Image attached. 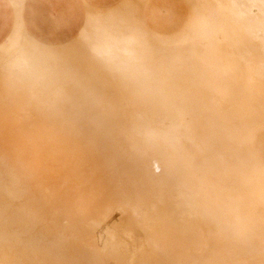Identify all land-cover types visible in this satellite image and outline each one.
I'll list each match as a JSON object with an SVG mask.
<instances>
[{"label":"bare ground","instance_id":"6f19581e","mask_svg":"<svg viewBox=\"0 0 264 264\" xmlns=\"http://www.w3.org/2000/svg\"><path fill=\"white\" fill-rule=\"evenodd\" d=\"M31 1L0 0V129L50 121L60 138L103 107L90 145L141 176L135 203L103 188L79 197L77 224L53 212V229L82 227L93 264H264V0H79L59 38L33 25ZM8 237L0 264H43Z\"/></svg>","mask_w":264,"mask_h":264},{"label":"rangeland","instance_id":"374dc122","mask_svg":"<svg viewBox=\"0 0 264 264\" xmlns=\"http://www.w3.org/2000/svg\"><path fill=\"white\" fill-rule=\"evenodd\" d=\"M95 1L103 5L117 0ZM29 9L33 12L32 18L35 21L33 25L43 34H49L48 36L54 38L73 32L72 24L82 14L79 0H33ZM104 110L103 107L101 109L85 108L84 120L80 119L66 126V131L60 138L48 137L49 132L46 126L50 121L45 122L47 124L45 126L35 121L32 124L25 120L20 122L13 120L8 122L5 128L0 129V132H3V134L0 133V222L1 220L8 222L22 220L26 224L37 222V225L26 230L18 227L0 229V235L8 234L9 241L17 240L34 246L37 249L35 256L31 252H26L34 263L93 264L91 261L88 262L89 259L86 257V246L82 240L86 232L82 227L75 226L74 229L59 235L51 224L57 213L61 214V218L69 217L73 224H77L79 221L74 217V212L79 206L80 196L90 197L103 188H109L112 192L123 189L127 200L132 204L138 199V190L135 192L132 187L134 184H141V176H135L129 172L131 164L128 158L122 157L121 152H103L90 145L93 130L90 121L95 120ZM53 127L57 128L54 125L51 126ZM112 160L114 163L111 162ZM33 165L37 166L36 170H33ZM117 174L120 178H116ZM15 191H18L19 196L10 198V193ZM33 205L36 210L41 211L36 214L30 213ZM97 205L105 206L104 201L101 200ZM3 207H6V210ZM129 212L128 210L127 213ZM122 217L118 211H115L105 224L119 226ZM73 243L76 247L74 246L72 250ZM53 249H55L54 252ZM58 251L63 252L62 255ZM79 252L81 254H77ZM68 253L70 254L67 255ZM75 254L77 256L74 257Z\"/></svg>","mask_w":264,"mask_h":264}]
</instances>
